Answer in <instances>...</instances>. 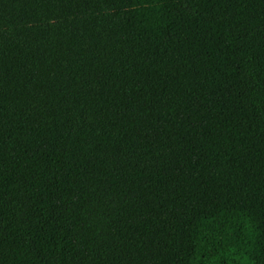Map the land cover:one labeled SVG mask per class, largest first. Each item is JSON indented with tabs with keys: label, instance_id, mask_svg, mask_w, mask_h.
I'll return each mask as SVG.
<instances>
[{
	"label": "trees",
	"instance_id": "obj_1",
	"mask_svg": "<svg viewBox=\"0 0 264 264\" xmlns=\"http://www.w3.org/2000/svg\"><path fill=\"white\" fill-rule=\"evenodd\" d=\"M0 264H264V0H0Z\"/></svg>",
	"mask_w": 264,
	"mask_h": 264
}]
</instances>
